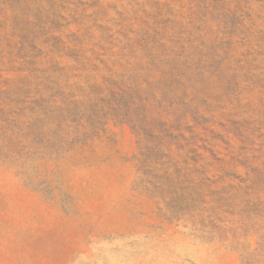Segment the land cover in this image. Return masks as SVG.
Segmentation results:
<instances>
[{
  "label": "rangeland",
  "instance_id": "obj_1",
  "mask_svg": "<svg viewBox=\"0 0 264 264\" xmlns=\"http://www.w3.org/2000/svg\"><path fill=\"white\" fill-rule=\"evenodd\" d=\"M0 264H264V0H0Z\"/></svg>",
  "mask_w": 264,
  "mask_h": 264
}]
</instances>
